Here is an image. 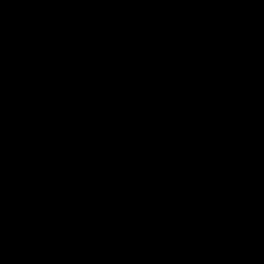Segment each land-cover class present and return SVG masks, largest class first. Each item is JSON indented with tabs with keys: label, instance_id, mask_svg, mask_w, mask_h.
<instances>
[{
	"label": "trees",
	"instance_id": "1",
	"mask_svg": "<svg viewBox=\"0 0 264 264\" xmlns=\"http://www.w3.org/2000/svg\"><path fill=\"white\" fill-rule=\"evenodd\" d=\"M14 19L37 22L70 60L98 62L127 75L144 72L156 49L200 42L252 53L233 67L264 72V6L138 19L128 0H0V21ZM72 79L80 89L89 81L80 75ZM7 94L0 71V97ZM48 97L53 103L67 101L59 89ZM212 142L226 148L208 149ZM10 144L9 173L0 183V203L10 208L57 203L56 188L63 184L64 201L70 191L77 195L92 186L126 194L149 182L175 185L184 176L182 184L204 175L205 169L241 165L255 153L264 155V100L245 92L234 105L157 107L125 90L109 110L32 121ZM177 147L199 152L185 161L174 154ZM215 156L219 162L213 161ZM85 167L94 169L92 180L77 173ZM244 222L251 227L243 228ZM160 229L180 233L176 246L147 245ZM46 247L52 253L46 264H240L264 257V198L248 215L222 205L202 215L185 204L159 207L127 197L86 205L55 227ZM84 248L95 257L84 255ZM13 264L34 263L23 259Z\"/></svg>",
	"mask_w": 264,
	"mask_h": 264
},
{
	"label": "water",
	"instance_id": "2",
	"mask_svg": "<svg viewBox=\"0 0 264 264\" xmlns=\"http://www.w3.org/2000/svg\"><path fill=\"white\" fill-rule=\"evenodd\" d=\"M128 5L143 19L225 7L253 9L264 6V0H128ZM250 54L201 42L188 48H159L152 52L144 72L127 75L112 66L64 57L33 20L0 21V71L8 90L0 98V183L9 173L11 139L22 126L49 116L94 115L109 110L125 90L157 107L234 105L245 92L264 100V72L233 67ZM78 75L91 82L78 88L72 79ZM246 84L249 88L240 87ZM57 89L67 95L65 103L49 99L48 93ZM105 91L111 93L95 97ZM125 197L152 206L185 204L202 215L214 213L218 205L248 215L254 203L264 198V155L211 170L178 186L149 182L126 194H117L108 186H92L63 202H37L22 209L0 203V264L23 259L48 263L52 253L47 241L64 218L82 206ZM250 224L244 222L243 228ZM83 254L95 257L88 248Z\"/></svg>",
	"mask_w": 264,
	"mask_h": 264
},
{
	"label": "rangeland",
	"instance_id": "3",
	"mask_svg": "<svg viewBox=\"0 0 264 264\" xmlns=\"http://www.w3.org/2000/svg\"><path fill=\"white\" fill-rule=\"evenodd\" d=\"M107 92V91H106ZM67 96V95H66ZM104 97V96H103ZM2 98V97H0ZM68 99V97L66 98ZM27 130H30V128H26ZM222 149V148H226V144L221 145L219 143H211L208 147V149ZM174 154L176 155V157L178 159H185V161L190 160L193 156V152H199L198 149L195 148H188V149H181V147H177L176 149H173ZM209 152H203L202 155L206 156ZM258 153H255L254 156H257ZM253 156V157H254ZM250 157V156H249ZM247 157L245 159V161L249 160L250 158ZM252 158V157H251ZM125 159V158H123ZM122 160V159H121ZM220 160V156H215L213 161L214 162H219ZM129 163V160L125 161V166L127 167ZM245 163V162H244ZM79 172H77L78 174L81 173V177L92 180L94 178V169L91 170L88 169V167H85L84 171L81 169H76ZM73 171V173L75 172V169H71V172ZM81 171V172H80ZM210 169H205L204 170V174L210 172ZM29 173H32V168L29 170ZM92 173V174H91ZM186 179L184 176H181V178L179 180H177V182L175 183V185L173 186H178L180 184V182L182 180ZM66 189V184H63L61 186H59L58 188H56V192H55V197L57 198V200L59 202H63L64 201V197H65V191ZM73 191H70L68 194V197H72L74 196ZM220 206V205H219ZM181 236L180 233L177 231H174L172 229H160L158 230L154 235H152L148 241H147V245L149 247H153L155 245H159L160 247L167 249V248H171L176 246V244L178 243V241L180 240ZM264 258V257H261ZM240 264H249V262H245V261H241ZM258 264H264V261H260Z\"/></svg>",
	"mask_w": 264,
	"mask_h": 264
},
{
	"label": "built area",
	"instance_id": "4",
	"mask_svg": "<svg viewBox=\"0 0 264 264\" xmlns=\"http://www.w3.org/2000/svg\"><path fill=\"white\" fill-rule=\"evenodd\" d=\"M260 261H264V258L259 257L258 259H251V258L247 259V262H249V264H258Z\"/></svg>",
	"mask_w": 264,
	"mask_h": 264
},
{
	"label": "flooded vegetation",
	"instance_id": "5",
	"mask_svg": "<svg viewBox=\"0 0 264 264\" xmlns=\"http://www.w3.org/2000/svg\"><path fill=\"white\" fill-rule=\"evenodd\" d=\"M90 82H91V80L89 79V81H88L87 83H85L84 85L89 84ZM84 85H83V86H84ZM83 86H82V87H83ZM105 92H106V91H105ZM107 92H108V91H107ZM98 93H99V92H98ZM110 93H111V92L105 93L104 96H107V95H109ZM102 97H103V96H102ZM99 98H100V97H99Z\"/></svg>",
	"mask_w": 264,
	"mask_h": 264
},
{
	"label": "bare ground",
	"instance_id": "6",
	"mask_svg": "<svg viewBox=\"0 0 264 264\" xmlns=\"http://www.w3.org/2000/svg\"><path fill=\"white\" fill-rule=\"evenodd\" d=\"M257 156H258V155H257ZM230 167H231V166H230ZM223 169H224V168H223ZM213 170H214V169H213ZM201 176H202V175H201ZM196 178H197V177H196ZM193 179H194V178H193ZM190 180H191V179H190ZM188 181H189V180H188ZM186 182H187V181H186ZM172 186H173V185H172ZM218 206H219V205H218ZM253 206H254V205H253ZM159 207H161V206H159ZM252 208H253V207H252ZM252 208H251V209H252Z\"/></svg>",
	"mask_w": 264,
	"mask_h": 264
}]
</instances>
